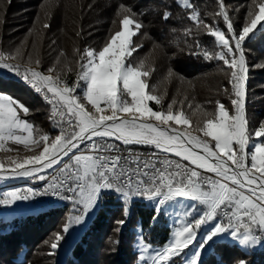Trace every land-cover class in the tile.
Masks as SVG:
<instances>
[{
	"label": "snow or ice",
	"instance_id": "snow-or-ice-1",
	"mask_svg": "<svg viewBox=\"0 0 264 264\" xmlns=\"http://www.w3.org/2000/svg\"><path fill=\"white\" fill-rule=\"evenodd\" d=\"M176 3L186 13L182 19L190 23L182 31H172H181L189 54L209 62L222 61L226 66L227 71H220L231 85L232 114L217 100L214 114L204 111L205 119L193 125L185 111V107L193 108L188 95L178 100L177 89L165 103L167 89L161 94L158 82H153L157 69L155 61L150 62L152 54L134 55L144 45L133 38L150 37L142 31L146 13L132 6L119 5L112 21L116 30L110 31L99 49L74 48L79 54L75 80L67 76L71 67L65 65L66 71L57 68L60 57L66 56L63 51L46 72L39 70L42 60L33 56L35 41L31 51L27 46L34 30L7 52L0 38V70L14 73L42 96L50 106L52 127L59 130L56 135L45 132L25 119L29 107L0 93V153L15 151L9 143L23 145L33 153L0 157V180L46 182L38 192L31 188L6 192L0 204L53 196L72 205L62 231L53 233L49 244L53 251L48 255H55L74 228L86 224L107 192L122 200L124 218L115 221L117 233L131 216L136 198L150 203V224L163 215L173 220L170 238L162 247L153 249L139 236L140 264H203V253L228 238L248 250L264 247V121L253 129L246 115L250 69L245 47L258 32H264V0H251L239 29L225 0H217L218 10L213 15L222 18L227 35L214 26L215 20L213 25L205 22L193 0ZM172 16L166 6L161 19L166 22ZM48 27L45 22L43 28ZM203 30L214 37V49L197 39ZM159 47L154 44V49ZM256 67L264 68V64ZM173 78L184 81L169 66L163 80L171 83ZM223 91L227 94L229 90ZM149 102L158 107L154 110ZM196 109L201 110L202 105L197 104ZM133 145L154 151L144 156L133 152ZM234 264L247 261L238 259Z\"/></svg>",
	"mask_w": 264,
	"mask_h": 264
},
{
	"label": "trees",
	"instance_id": "trees-1",
	"mask_svg": "<svg viewBox=\"0 0 264 264\" xmlns=\"http://www.w3.org/2000/svg\"><path fill=\"white\" fill-rule=\"evenodd\" d=\"M193 2L200 9L206 23L213 25L215 20L214 26L228 34L222 18L213 15L218 10L217 0ZM225 3L229 6L235 27L239 29L251 0H225ZM121 4L146 13L143 16L146 27L142 31L147 32L150 39L134 37V40L144 45L134 55L143 57L152 54L150 62L154 60L157 69L153 82H158L161 94L167 89L168 99L165 103L176 95L177 89L180 90V95L176 96L178 100L183 99L185 94L188 95L193 108L185 107V111L191 116L193 125L205 119L204 111L214 114L217 100L226 106L230 114L233 113L229 98V78L220 71L221 68L227 71L226 66L222 61L209 62L189 54L181 31L190 22L182 19L186 13L177 5L176 0H0V20H3V23H0L2 48L6 52L14 49L28 37L30 30H34L32 36L28 37L27 46L31 51V44L35 41L33 56L35 58L39 55L42 60L39 70L46 72L60 51H63L66 56L60 57L61 63L57 68L66 71L65 65L71 67L72 71L68 72L67 76L69 80H75L79 54L74 53V48L99 49L110 31L116 30L112 21L117 18L116 13ZM166 6L173 16L165 22L161 16ZM45 22L50 25L47 29L43 28ZM173 28L181 31L173 32ZM78 31H81L79 37ZM197 39L204 47L210 50L215 48L214 37L208 35L206 30L201 31ZM177 40L181 41L179 46L173 42ZM189 43L194 44L191 40ZM154 44L161 47L154 49ZM245 47L250 69L247 79L246 115L250 127L255 129L264 121V68L256 67L258 64H264V32H258L251 41L246 42ZM181 48L184 51H181ZM192 50L196 49L193 47ZM169 66L175 73L184 77L183 83L175 78L171 83L163 80ZM12 74L7 71L0 73V93L9 94L29 107L31 112L25 119L51 135L58 134L59 130L52 127L48 118L50 106L29 87L13 80ZM225 88L229 90L227 94L223 91ZM187 103L188 101H185V105ZM197 104L202 105L201 110L196 109ZM150 106L154 110L158 107L152 102ZM11 148L15 151L4 153L1 157L15 156L17 152L22 156L33 154L23 146L12 144ZM5 164L7 165V162ZM142 200H134L131 216L117 233L114 230L117 227L115 221L124 218L122 200L116 193H105L98 210L93 213L80 236L69 246L66 256L62 259L59 248L55 250V255H48L53 251L49 244L53 233L62 231V225L72 210L71 203L62 201L56 207L34 215H24L11 221L1 220L0 264H139L136 242L140 235H143L145 242L151 246L162 247L171 234L166 215L161 216L155 224H150L153 212ZM68 239L69 236L66 242ZM46 241L49 243H45ZM66 242H62V245ZM238 259L246 260L247 264H264V247L244 250L233 243L223 241L211 247L203 259V264H234Z\"/></svg>",
	"mask_w": 264,
	"mask_h": 264
},
{
	"label": "rangeland",
	"instance_id": "rangeland-1",
	"mask_svg": "<svg viewBox=\"0 0 264 264\" xmlns=\"http://www.w3.org/2000/svg\"><path fill=\"white\" fill-rule=\"evenodd\" d=\"M6 71L7 70H0V73L6 72ZM176 127H182V126H176ZM11 145L12 144L9 143L8 146L11 147ZM19 146H23V145H19ZM2 154H4V153H0V157H1ZM6 162L7 161H5V163ZM5 166L7 167L6 164H5ZM15 181H17L16 178H9V179H6V180H0V185L1 184H10V183H13ZM15 190L22 191L21 188H14V189L0 191V199H3L4 193L11 192V191H15ZM139 199L140 198H136L135 200H139ZM142 201L145 203V205L147 207H150V203L147 200H144L143 199ZM181 203H183V204H190L191 202L190 201H182ZM59 204H60V201L59 202L44 201V202H41V203H24V202L22 203L21 201H17L15 204H12V205H3V204H0V221L1 220L11 221L13 219L20 218L21 216H24V215H34V214H37L39 212L46 211L48 209H51L53 207H56ZM92 215H93V213L90 215V217L87 220L86 224L74 228L71 231V233L68 235L69 236L68 241L66 243H64L61 247H59L61 259H62L63 256H66V253L68 251L69 246H71L76 241V239L80 236V234L82 233V231L84 230V228L86 227V225L88 224V222L90 221ZM167 219H168L169 227H170V229L172 231L173 220L169 216H167ZM204 230H206V229H202V231H204ZM226 242L233 243V244L241 247L244 250H248V249H245L242 246L238 245L234 241H232L231 238H228L226 240ZM136 246H137V250H138V259H139V255H140L139 238L137 239ZM152 248L153 249H156V248H159V247L152 246ZM258 248H263V247H259L258 246L257 248L252 249V250H257ZM210 250H211V247L208 248V250L203 253V259L210 252ZM62 264H63V262H62ZM139 264H140V261H139Z\"/></svg>",
	"mask_w": 264,
	"mask_h": 264
},
{
	"label": "bare ground",
	"instance_id": "bare-ground-1",
	"mask_svg": "<svg viewBox=\"0 0 264 264\" xmlns=\"http://www.w3.org/2000/svg\"><path fill=\"white\" fill-rule=\"evenodd\" d=\"M13 80H15L18 83L24 84L27 87H29L36 95H38L45 104H47L44 99L42 98V96L38 93H36L29 85H27L21 78L19 77H14L12 76ZM48 105V104H47ZM67 160V158H65ZM17 181L10 183V184H1L0 185V191L3 190H9V189H14V188H21V190H25L28 188H31L33 190H39V189H43V187H45V182L44 181H39L36 179H29V178H16ZM46 201H52V202H67L70 203L69 201H64V200H59V199H50V200H46Z\"/></svg>",
	"mask_w": 264,
	"mask_h": 264
},
{
	"label": "built area",
	"instance_id": "built-area-1",
	"mask_svg": "<svg viewBox=\"0 0 264 264\" xmlns=\"http://www.w3.org/2000/svg\"><path fill=\"white\" fill-rule=\"evenodd\" d=\"M12 76L14 77H17L15 74H12ZM119 143V142H117ZM123 147V146H122ZM131 150L135 153H138V154H142L144 156H147L149 154H151V152L154 151V149L150 148V147H145V146H137V145H133V146H130ZM162 155V154H161ZM175 159H179L178 157H174ZM187 163V162H185ZM46 184V182H45ZM44 188V187H43ZM26 190V189H25ZM42 189H39V190H33V191H41ZM24 190H22L21 192H23ZM50 199H58L56 197H53V196H37V197H34V198H30L29 200L27 201H21L22 203H41V202H44L46 200H50ZM60 200V199H59Z\"/></svg>",
	"mask_w": 264,
	"mask_h": 264
},
{
	"label": "water",
	"instance_id": "water-1",
	"mask_svg": "<svg viewBox=\"0 0 264 264\" xmlns=\"http://www.w3.org/2000/svg\"><path fill=\"white\" fill-rule=\"evenodd\" d=\"M247 101V100H246Z\"/></svg>",
	"mask_w": 264,
	"mask_h": 264
}]
</instances>
